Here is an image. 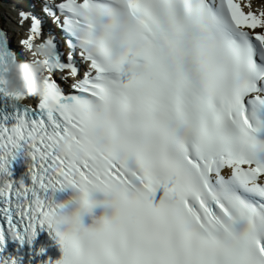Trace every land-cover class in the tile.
Returning a JSON list of instances; mask_svg holds the SVG:
<instances>
[{
  "label": "snow or ice",
  "instance_id": "1",
  "mask_svg": "<svg viewBox=\"0 0 264 264\" xmlns=\"http://www.w3.org/2000/svg\"><path fill=\"white\" fill-rule=\"evenodd\" d=\"M56 8L69 47L82 49L92 71L65 93L56 73L75 77L78 68L51 35L44 40L53 49L38 105L46 119L20 112L13 125L0 123V173L10 175L14 149L33 162L30 184L0 185V244L47 225L62 247L57 264H264V11L245 12L238 0ZM43 10L55 15L48 3ZM30 16L20 42L29 48L42 34L29 12L19 11V24ZM10 57L0 29V65ZM65 135L71 158L55 148ZM66 189L113 209L104 228L74 236L46 223L52 194Z\"/></svg>",
  "mask_w": 264,
  "mask_h": 264
},
{
  "label": "clouds",
  "instance_id": "2",
  "mask_svg": "<svg viewBox=\"0 0 264 264\" xmlns=\"http://www.w3.org/2000/svg\"><path fill=\"white\" fill-rule=\"evenodd\" d=\"M49 3L52 0H48ZM259 11V9L257 10ZM25 59L17 61L15 58L0 65V81L6 93H19L26 100L29 96H35L39 100L44 95V81L50 78L49 66L45 63L53 55V49L42 42L32 41V47L23 46ZM55 148L67 157L75 155V148L70 136L65 135L58 139ZM98 201V200H97ZM104 203L91 202L88 198L76 195L66 201H55V210L49 211L46 223L54 229H58L65 235L80 236L83 233L99 231L104 228L109 215L98 214L94 209ZM87 217L88 224L82 223Z\"/></svg>",
  "mask_w": 264,
  "mask_h": 264
},
{
  "label": "bare ground",
  "instance_id": "3",
  "mask_svg": "<svg viewBox=\"0 0 264 264\" xmlns=\"http://www.w3.org/2000/svg\"><path fill=\"white\" fill-rule=\"evenodd\" d=\"M27 1H29L30 2V4L31 5H33V7H36L35 6V1H37V2H39V3H41L42 4V2L41 1H39V0H27ZM26 4V3H25ZM29 4V5H30ZM43 5V4H42ZM20 6V5H19ZM13 9H17V10H20V8L18 7V6H15L14 8H12L10 11H9V13L13 10ZM8 13V14H9ZM58 13H59V16H56V15H54V16H56L55 18H58V17H60V18H64V13H61L59 10H58ZM38 18H40L41 19V21H42V24H44V19H42L41 17H38ZM30 22H31V16H30ZM6 23H7V25L8 26H12V22L11 21H6ZM44 26V25H43ZM46 33V35H47V32H45ZM47 37H48V35H47ZM15 39H17L16 38V36H15ZM20 41V40H19ZM58 42V41H57ZM64 44H67V42H65V41H62ZM59 44V43H58ZM12 46H13V51L15 50V47H17L18 46V42H12ZM59 48H60V50L62 51V53L63 54H65V55H63V59L66 61V59L68 58V54L69 53H65L66 52V50H65V48L64 47H62V46H60L59 45ZM77 48H78V46H77ZM72 50H71V52H72V56H73V60H75V59H78V58H83V56L80 54L79 55V57H76V55H75V53H77L78 51H77V49L75 48L74 50H73V48H71ZM16 52H19L18 50L17 51H15V57H16V60L19 62V61H23L24 59H23V57H22V54H21V52H19L18 54L16 53ZM77 81H79V79H77L76 81H74V83L73 84H75ZM61 82H59V84H60ZM66 84V83H65ZM71 85H66L65 87L64 86H62V89L65 91V92H67L68 90H69V88H71L70 87ZM29 98H30V102H31V105H32V107H36L37 106V97H35V96H29ZM225 173V172H224ZM225 174H227V173H225Z\"/></svg>",
  "mask_w": 264,
  "mask_h": 264
}]
</instances>
